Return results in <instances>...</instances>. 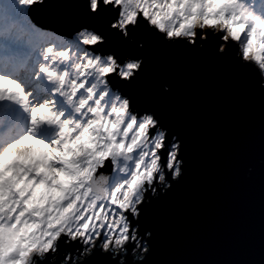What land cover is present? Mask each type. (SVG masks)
Wrapping results in <instances>:
<instances>
[{
	"label": "clouds",
	"instance_id": "9594fccd",
	"mask_svg": "<svg viewBox=\"0 0 264 264\" xmlns=\"http://www.w3.org/2000/svg\"><path fill=\"white\" fill-rule=\"evenodd\" d=\"M8 2V0H5ZM103 11L108 30L144 48L142 32L165 49L226 57L264 98V0H15ZM38 32L49 35L29 22ZM4 40L11 38L0 29ZM54 35V34H53ZM0 62V264H86L95 252L115 264H144L152 231L141 215L184 175L182 140L157 111L126 89L144 56H118L105 36L80 24ZM163 93L172 86L163 83ZM264 163V161H262ZM249 167L248 172L252 173Z\"/></svg>",
	"mask_w": 264,
	"mask_h": 264
},
{
	"label": "water",
	"instance_id": "95a60500",
	"mask_svg": "<svg viewBox=\"0 0 264 264\" xmlns=\"http://www.w3.org/2000/svg\"><path fill=\"white\" fill-rule=\"evenodd\" d=\"M30 7L33 23L61 35L85 18L79 7ZM131 35L144 48L123 40L117 51L144 56V70L131 84L112 83L157 111L182 140L185 162L180 182L142 212L141 232L153 233L144 264H264V98L213 50L165 49ZM86 264L115 261L95 252Z\"/></svg>",
	"mask_w": 264,
	"mask_h": 264
},
{
	"label": "snow or ice",
	"instance_id": "6c2138e0",
	"mask_svg": "<svg viewBox=\"0 0 264 264\" xmlns=\"http://www.w3.org/2000/svg\"><path fill=\"white\" fill-rule=\"evenodd\" d=\"M26 2L27 0H25V3ZM79 9L83 12L85 17L81 24L92 26L97 31H100L105 36L106 46L114 50L117 55L120 56L117 48L119 43L123 42V39L115 30H108V20L106 19L105 13L98 8L97 13L89 15L86 7H79ZM0 29H7L11 36L9 40L3 41L7 49V59L4 61H7L13 66L22 65L24 58L27 56V50L22 43L15 41V36L23 34L29 46H36L48 40L46 34L38 32L31 26L23 4L17 7L15 0H8V2L0 0ZM131 34L133 33H130V35ZM113 37L117 39H113ZM212 50L214 51V48ZM229 63L234 66L235 71L239 75L246 74V70L239 64L230 61ZM12 116L13 111L10 108L0 106V118H3L7 123H11Z\"/></svg>",
	"mask_w": 264,
	"mask_h": 264
},
{
	"label": "rangeland",
	"instance_id": "374dc122",
	"mask_svg": "<svg viewBox=\"0 0 264 264\" xmlns=\"http://www.w3.org/2000/svg\"><path fill=\"white\" fill-rule=\"evenodd\" d=\"M28 21L31 22V21L29 20V18H28ZM37 26H38V25H37ZM38 27H39V26H38ZM0 34H3L2 31H0ZM52 35H53V34L50 33L49 35H47V38H48V39H56V38L53 37ZM18 36L20 37L21 40H25L23 34H19ZM62 36H63V35H62ZM0 51L2 52V48H0Z\"/></svg>",
	"mask_w": 264,
	"mask_h": 264
},
{
	"label": "bare ground",
	"instance_id": "6f19581e",
	"mask_svg": "<svg viewBox=\"0 0 264 264\" xmlns=\"http://www.w3.org/2000/svg\"><path fill=\"white\" fill-rule=\"evenodd\" d=\"M57 35H61V34H58V33H56Z\"/></svg>",
	"mask_w": 264,
	"mask_h": 264
}]
</instances>
